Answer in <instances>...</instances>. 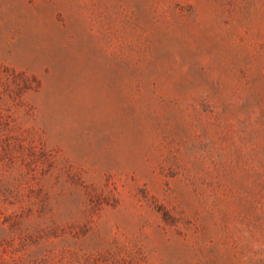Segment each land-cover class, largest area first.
<instances>
[{"label":"rangeland","instance_id":"rangeland-1","mask_svg":"<svg viewBox=\"0 0 264 264\" xmlns=\"http://www.w3.org/2000/svg\"><path fill=\"white\" fill-rule=\"evenodd\" d=\"M0 264H264V0H0Z\"/></svg>","mask_w":264,"mask_h":264}]
</instances>
